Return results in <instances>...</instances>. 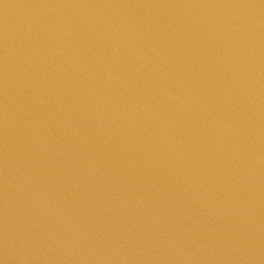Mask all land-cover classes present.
Returning a JSON list of instances; mask_svg holds the SVG:
<instances>
[{
	"label": "water",
	"instance_id": "95a60500",
	"mask_svg": "<svg viewBox=\"0 0 264 264\" xmlns=\"http://www.w3.org/2000/svg\"><path fill=\"white\" fill-rule=\"evenodd\" d=\"M0 264H264V0H0Z\"/></svg>",
	"mask_w": 264,
	"mask_h": 264
}]
</instances>
